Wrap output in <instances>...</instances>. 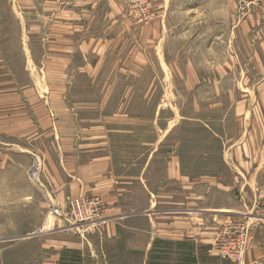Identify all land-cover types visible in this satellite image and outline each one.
Returning a JSON list of instances; mask_svg holds the SVG:
<instances>
[{
    "label": "rangeland",
    "instance_id": "rangeland-1",
    "mask_svg": "<svg viewBox=\"0 0 264 264\" xmlns=\"http://www.w3.org/2000/svg\"><path fill=\"white\" fill-rule=\"evenodd\" d=\"M54 9L59 15L50 19ZM164 12L168 33L160 46L158 36H145V31L163 29L162 21H153L165 18ZM55 21L67 22L70 29L84 25L81 36L91 39L112 28L113 44L123 45L121 54L134 48L141 81L130 87L145 123H137L128 135L132 148L117 149L116 158L120 163L133 159L126 175L142 179L144 158L151 152L146 175L153 206L145 213L157 224L149 233L142 222L132 228L112 221L104 201L87 196L104 203L100 216L70 224L54 216L51 206L49 228L65 230L62 240L84 243L83 264H259L246 260L255 257L249 248L253 240H264V199L245 203V188L254 192V183L240 184L253 182L257 160H264V0H0V89L15 87L10 79L19 83L29 75L25 61L31 66V55L43 60ZM105 71V76L110 73ZM91 88L93 94L100 92L99 86ZM112 88L120 94L124 86ZM74 93H89L88 86L77 85ZM37 157L42 173L43 159ZM129 194L136 203L145 199L138 184ZM177 220L189 237H174ZM241 225L240 257L228 256ZM193 229L200 237L192 236ZM61 254V264H81L80 250L64 248Z\"/></svg>",
    "mask_w": 264,
    "mask_h": 264
},
{
    "label": "crops",
    "instance_id": "crops-1",
    "mask_svg": "<svg viewBox=\"0 0 264 264\" xmlns=\"http://www.w3.org/2000/svg\"><path fill=\"white\" fill-rule=\"evenodd\" d=\"M164 13L165 18L153 21H162L163 29L145 31V36H158L160 46L168 33ZM52 14L54 17L50 19L59 15L56 10ZM252 20L255 25L259 23ZM78 27L70 29L67 22H53L47 33L48 50L43 60L31 55V66L25 61L29 75L19 83L17 78L10 79L15 87L0 89V264H61L65 261L61 254L64 248L80 250L83 264L84 243L62 240V236L68 235L65 230L45 226L51 206H65L69 198L78 195L99 196L112 221H125L132 228L142 222L144 231L149 233L157 224L155 218L145 213L153 206V189L146 175L151 152L144 158L140 182L126 175L125 167L130 169L133 159L120 163L119 157L116 158L117 149L132 148L128 135L135 133L137 123H145L134 108L136 93L130 87L141 81L136 77V52L131 46L126 56L121 54L123 45L113 44L112 28L107 27L105 34L103 30L100 39H91L88 34L81 36L84 25ZM257 29L255 37L259 38L261 30ZM71 36L73 39L69 40ZM118 55V59H113ZM69 62L73 64L69 66ZM105 70H110L106 76ZM114 72L122 76L113 78L110 74ZM77 85L88 86L89 93L82 96L74 93ZM114 85H123L122 93L113 94ZM91 86H99L100 92L93 94ZM131 140L133 145L134 137ZM33 155L43 159L38 183L27 174ZM263 161L260 157L257 160L253 182L241 181L244 187L254 183V192L245 188V203L252 198L264 199ZM137 184L145 196L140 203L129 194ZM178 221L174 237H189L190 231L187 233ZM42 229L46 230L44 234H34ZM196 233L195 237H200V230L193 229L192 236ZM258 238L249 246L255 257L246 261L264 264V240Z\"/></svg>",
    "mask_w": 264,
    "mask_h": 264
},
{
    "label": "built area",
    "instance_id": "built-area-1",
    "mask_svg": "<svg viewBox=\"0 0 264 264\" xmlns=\"http://www.w3.org/2000/svg\"><path fill=\"white\" fill-rule=\"evenodd\" d=\"M27 172L33 182L37 183L39 181L41 161L37 156L33 155L32 162ZM66 204L64 208L53 206L50 210L54 216H58L70 224H81L92 221L97 216H100L105 209L104 203L98 197L77 196L69 198ZM239 227L241 228L240 235L236 237V241H233V243L229 245L230 248L226 250V255L235 256L237 258L240 257V252H237L236 247L243 248L245 240V234H242L245 227L243 225Z\"/></svg>",
    "mask_w": 264,
    "mask_h": 264
},
{
    "label": "bare ground",
    "instance_id": "bare-ground-1",
    "mask_svg": "<svg viewBox=\"0 0 264 264\" xmlns=\"http://www.w3.org/2000/svg\"><path fill=\"white\" fill-rule=\"evenodd\" d=\"M49 223H50V222H49ZM50 224H51V223H50ZM45 226H46V228H48L50 225L47 223ZM58 227H59V226H58ZM50 228H51V227H50Z\"/></svg>",
    "mask_w": 264,
    "mask_h": 264
}]
</instances>
